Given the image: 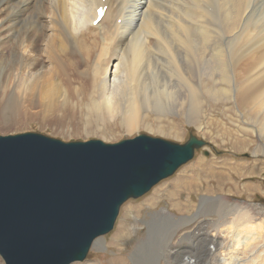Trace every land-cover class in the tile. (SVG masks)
Listing matches in <instances>:
<instances>
[{
	"label": "bare ground",
	"instance_id": "1",
	"mask_svg": "<svg viewBox=\"0 0 264 264\" xmlns=\"http://www.w3.org/2000/svg\"><path fill=\"white\" fill-rule=\"evenodd\" d=\"M0 60V126L11 115L47 119L85 96L87 117L120 118L129 135L151 130L149 112L159 132L171 112L200 128L205 105L224 99L241 116L245 109L251 136L264 139V0H0ZM241 214L234 231L196 228L171 248L197 213L153 216L131 260L154 264L189 240L200 253L178 264H264L262 225Z\"/></svg>",
	"mask_w": 264,
	"mask_h": 264
},
{
	"label": "water",
	"instance_id": "2",
	"mask_svg": "<svg viewBox=\"0 0 264 264\" xmlns=\"http://www.w3.org/2000/svg\"><path fill=\"white\" fill-rule=\"evenodd\" d=\"M206 143L140 134L107 144L33 132L0 136V256L5 264L82 262L120 207L192 160Z\"/></svg>",
	"mask_w": 264,
	"mask_h": 264
},
{
	"label": "rangeland",
	"instance_id": "3",
	"mask_svg": "<svg viewBox=\"0 0 264 264\" xmlns=\"http://www.w3.org/2000/svg\"><path fill=\"white\" fill-rule=\"evenodd\" d=\"M5 54L7 53H2ZM215 82H217L216 88L226 87L225 82L223 84L218 79ZM213 102L210 103L212 104L210 108L209 104L205 105L206 116L200 128L198 125L188 123L184 114L177 116L171 112L166 118H162L164 121L161 119L158 123L164 130L159 132L155 129V114L149 112L145 125L150 123L151 130L141 127L134 132L135 134L129 135L119 122L120 118L113 121L104 120L105 122L101 124V121L97 119L95 121L93 116L87 117L84 107L80 104L85 106L86 98L83 96L74 106L68 103L64 109H58L60 112L52 114L47 119H42L41 114L27 118L13 117L10 114L12 111L9 113L11 118L5 119L0 126V136L33 132L63 142L95 139L112 144L145 134L183 144L191 133L197 139L203 140L206 145L196 150L192 160L179 168L171 177L158 183L144 196L125 202L119 209L111 232L96 238L97 245L94 244L95 246L90 248L85 260L74 263L133 264L131 254L145 238L147 225L153 216L160 215L177 221L181 217H193L197 213L196 219L177 230L170 248L171 245L177 244L182 234L196 228L202 234L225 228L234 231L237 219L240 222L242 218L243 221L245 220L241 213H247L253 219L250 223L245 221L246 224L262 225L259 233L264 234V139L257 135L251 136L245 109H242L243 116H241L230 106V102L226 103L224 99L223 101L217 99L215 104ZM161 114L166 115L164 111ZM10 120H13V123ZM4 126L9 127L8 130L1 131ZM206 201L208 203H205ZM171 219H168L170 220L168 228L173 224ZM224 222H227L226 226L222 224ZM240 226H237V229ZM258 243H264V239ZM199 253L200 251L191 247V242L188 240L180 246L176 256L173 257L172 252L167 248V258L160 259L154 264H178L183 255L196 257ZM2 260L0 258V264H5Z\"/></svg>",
	"mask_w": 264,
	"mask_h": 264
}]
</instances>
